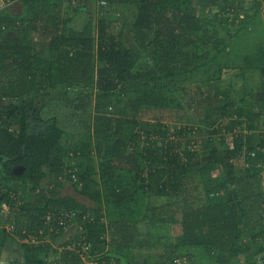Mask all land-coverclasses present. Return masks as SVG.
Here are the masks:
<instances>
[{
	"label": "trees",
	"instance_id": "trees-1",
	"mask_svg": "<svg viewBox=\"0 0 264 264\" xmlns=\"http://www.w3.org/2000/svg\"><path fill=\"white\" fill-rule=\"evenodd\" d=\"M15 1L11 0V3ZM19 1L31 11L16 17L7 12L5 6L0 7V96L12 100L11 103L0 104V155L14 158L24 150L17 161L24 165V170L16 186L10 187L14 192L10 198L19 201V198H24L22 191L27 188L36 194L35 202H28V208L23 207L26 211L22 213L28 212L27 222L22 223L19 231L26 228L25 237L39 239L46 232L63 230L71 224L69 221L64 225L59 223L58 216L63 215L64 210L78 211L73 222H85L90 244L98 241L100 233L106 230L100 220L84 219L88 212L76 209L79 205L76 198L57 197L53 186L46 189L41 186L46 165L55 171L57 177L65 173L61 160L65 129L54 121L46 132L29 134L27 108L24 102L18 101L32 93L36 85V92L67 85L78 87V110L89 106L88 100L82 97L84 91L89 96L94 95L95 108L100 112L108 111L109 107L112 109L117 98L124 102V106L115 110L116 118L103 116L100 121L101 135H107L110 139L108 146L111 147L107 156L100 157V181L94 180L92 174L96 171L93 167H85L82 163L80 169L74 168L66 174L69 180H74L75 175V182L81 185L80 193L100 202L99 211L106 206L108 219L123 221L164 219L165 214L177 213L181 216L178 231L183 245H190L192 249L203 247L211 255L218 253L216 259L219 264H226L227 251L235 256L246 252V247L239 244L238 205L228 199L230 184H237L236 179L216 182L210 174L196 181V173L202 177L208 166L214 168L217 163L194 167L192 160L197 153L176 140L185 138L189 134L188 129L194 130L195 126L170 131L163 124L164 128L167 127L163 130L166 115H163L164 120L157 116L158 110L175 109L186 114V120L191 124H198V129L222 125L232 132L231 141H223V151L235 158L236 166L240 165L241 159H247L253 166L264 160V150L253 139L259 126L249 109L243 104L239 106L238 98L228 91L218 90V84L214 89H203L202 84L192 83V74L202 65L197 60L205 58V54H197L200 44L216 51L210 60L218 59L219 62V51L227 46L231 36H221L217 28L211 30L206 19L200 16L194 0H107L108 4L101 6L96 31L89 26L82 29L68 26L57 9L58 2L55 3L56 9L48 8L54 0ZM75 1L79 7L90 3L89 0ZM114 2L138 5V12L130 22L135 35V42L131 45L123 40L122 31L118 35L114 31L116 20L122 19L121 13L112 9ZM9 30L16 36H8ZM32 31L40 33L39 52L22 37ZM143 49L156 54L152 79L147 84L136 83L138 74L134 71ZM40 56L45 59L41 60ZM262 57L264 52L259 59ZM222 69L223 65L220 71ZM40 71L45 74V79L37 83ZM126 96L129 98L124 100ZM244 117L248 120L247 127L243 125ZM90 148V144H86L84 151L89 154ZM253 151L255 155L251 154ZM98 155L103 156L102 148H99ZM201 194L206 196L202 199ZM145 195L166 196L169 200L165 204H150L142 211L141 196ZM49 214L51 220L48 222ZM7 218L13 221L9 215ZM259 229L250 235L252 254L245 264H259L255 250L264 248V227ZM35 247L28 244V252L36 251ZM187 255L191 259L194 254L189 252ZM63 257L77 259L70 250H65ZM172 258L173 255L163 256L161 263L174 264L175 258ZM261 264H264V256Z\"/></svg>",
	"mask_w": 264,
	"mask_h": 264
},
{
	"label": "rangeland",
	"instance_id": "rangeland-1",
	"mask_svg": "<svg viewBox=\"0 0 264 264\" xmlns=\"http://www.w3.org/2000/svg\"><path fill=\"white\" fill-rule=\"evenodd\" d=\"M92 1L89 0L90 3L86 7H79L75 0H54L51 5H48V8L56 9L55 3L58 2L59 8L57 9L60 10L68 26L75 29L89 26L96 31L95 26L100 20L102 5L100 0ZM259 1L194 0L200 16L206 19L209 28L211 30L217 28L219 34L226 38L229 34L231 39L228 38L227 46L219 51V62H217L218 59L210 60L216 51H210L211 47L200 44L197 54H205V58L197 60V63L202 65L192 74V83L194 85L202 84L203 89H214V85L218 84V90L228 91L231 96L237 97L238 105L243 104V107L249 109L248 112L259 126L253 139L255 144L264 150V57L259 59L264 52V0L261 1L262 5L260 6L258 5ZM111 5L112 9L119 11L122 17L120 21L116 20L115 22L116 35L122 31L125 43L133 44L135 35L130 18L138 12L137 3L114 2ZM1 6H5L6 11L16 17L23 16L29 10L28 6L19 0L9 4L0 0ZM36 8L38 6L34 10ZM7 35L15 37L16 33L9 30ZM22 37L39 52L41 47L39 31H32ZM151 49L155 50L153 46ZM208 52H210V56L207 57ZM155 55L150 53L149 49H143L140 54L141 60L134 69L138 74L136 83L147 84L151 81ZM39 58L45 59L42 56ZM258 60H260V64H258ZM222 65L223 69L220 71ZM40 73L38 80L35 81L37 83L45 79V74L42 71ZM37 87V85L34 87L32 93L18 99V101L24 102L27 108L28 133L46 132L54 121H57L65 129L64 151L61 154L65 173L57 177L55 171L50 170L46 165L44 167L46 175L41 186L45 189L48 186H53L57 197L72 196L76 198L79 201L76 209L80 212H88L87 214L92 219L100 220L101 224H105L106 230L101 232L99 240L92 244L87 240L85 222L80 223L78 220L63 230L46 232L42 238H39L40 240L37 237L35 241L32 240L33 237H25L26 228L19 231L22 223L27 222L25 219H27L26 213L28 212L22 213L26 211L23 207L30 206L29 203L35 202L36 194L27 188L22 191L24 198H19V201L14 200V197V199L10 198L11 192L14 195V192L10 191V187L16 186L15 183L20 180V175L24 170V165L17 162L18 158L24 154V150L14 158L0 155V200L11 205L9 217L13 218L11 222L2 216L0 207V219L2 220L0 221V264H162L163 256L172 255L174 258L176 256L178 258L187 257V264H219L216 259L218 253L211 255L203 247L192 249L190 245H183L182 235L178 231L181 226L179 214H165L163 215L164 219L155 220H110L107 216L106 206L99 211L100 202L79 192L81 185L75 182L76 177L74 180H69L66 177V174L74 168L80 169L82 163L85 167L92 166L93 171H96L92 174L94 180L100 181L98 172L100 157L107 156L111 152V147L108 146L110 139L106 137L107 135L105 137L101 135L100 121L103 116L116 118L118 114L115 110L124 106L121 98L116 97L118 100L115 98L116 102L114 101L112 109L109 107L108 111L105 109L100 112L95 108L94 95L93 97L89 96L88 92L84 91L82 97L88 100L89 106L85 110H78L76 108V105L80 103L78 87L75 89L76 87L62 85L48 91L36 92L35 88ZM128 98L129 96H126L124 100ZM11 102L10 98L5 99L0 96V104ZM165 110L169 111L162 114ZM157 112V116H162L163 120V115H166L162 123L163 130L167 127L173 131L180 127L188 129L190 126H195L194 130L188 129L189 134L185 138L178 137L176 139L180 143L182 142V146L197 153L192 160L194 167L217 163L215 167L213 166L214 168L208 166L209 168L206 169V173L204 172L202 177L196 173V181L207 178L210 174L213 179L217 180L216 182L236 179L237 184H230L228 199L235 201L238 205V219L241 227V242L239 244L246 247L247 251L236 256L227 251L225 258L226 264H245L251 253V233L260 230L261 226L264 227V160H260L257 166H253L247 159H241L240 165L236 166L235 158L223 151L225 148L223 141L230 142L232 132H228L222 125L198 129V124H191L189 120H186L187 115H184L180 110L162 109L161 112L159 110ZM246 118L242 119L245 127L248 125ZM163 124L167 127L164 128ZM249 132L252 133L251 130ZM86 144H90L91 147L89 154L84 151ZM99 148H102L103 156L98 155ZM245 151L247 150L245 149ZM201 188L202 185L199 186V190ZM205 196V194H201L202 199ZM168 198L166 196H141L142 211H145L150 204H165L169 200ZM13 224L15 226L17 224V226L15 227ZM28 244L36 246V251L28 252ZM259 249L255 250V256L257 263L261 264L264 248ZM65 250L74 252L77 259H65L63 257ZM186 252H193V257L190 259Z\"/></svg>",
	"mask_w": 264,
	"mask_h": 264
},
{
	"label": "built area",
	"instance_id": "built-area-1",
	"mask_svg": "<svg viewBox=\"0 0 264 264\" xmlns=\"http://www.w3.org/2000/svg\"><path fill=\"white\" fill-rule=\"evenodd\" d=\"M7 1L9 3H11V0H7ZM7 1H6V3H8ZM100 4L103 5V6H106L108 4V2H107V0H100ZM11 130H12V128H11ZM251 154L252 155H255V152L253 151ZM74 177H75V175H74ZM0 207L2 208V216H5L7 218L8 215H9V213H10V211H11L10 204L8 202H6V201H2L0 203ZM64 212L65 213L63 215L58 216L59 223L60 224H63V225L66 224L65 222H67V221H69L70 223H72L73 220L75 218H77V216H78V211H76V210H72V211H65L64 210ZM85 218H90V215L89 214H86L84 216V219ZM50 220H51V215L49 214L47 216V221L49 222ZM32 240L35 241V240H37V238L36 237H33ZM87 247H89V245H87ZM187 262H188V258L187 257H185V258H183V257H181V258L176 257L175 260H174V264H187Z\"/></svg>",
	"mask_w": 264,
	"mask_h": 264
},
{
	"label": "crops",
	"instance_id": "crops-1",
	"mask_svg": "<svg viewBox=\"0 0 264 264\" xmlns=\"http://www.w3.org/2000/svg\"><path fill=\"white\" fill-rule=\"evenodd\" d=\"M134 17H135V15H134ZM134 17L130 18V22H132L134 20Z\"/></svg>",
	"mask_w": 264,
	"mask_h": 264
}]
</instances>
